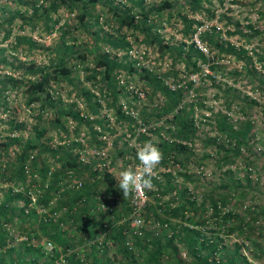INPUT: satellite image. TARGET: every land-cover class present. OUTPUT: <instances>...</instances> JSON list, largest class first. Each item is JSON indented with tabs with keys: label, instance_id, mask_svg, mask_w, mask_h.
Returning a JSON list of instances; mask_svg holds the SVG:
<instances>
[{
	"label": "rangeland",
	"instance_id": "rangeland-1",
	"mask_svg": "<svg viewBox=\"0 0 264 264\" xmlns=\"http://www.w3.org/2000/svg\"><path fill=\"white\" fill-rule=\"evenodd\" d=\"M108 1L118 3L120 7L129 6L132 13H137L135 3L130 0H97L86 14L88 20L86 26H80L76 29L77 11L69 12L64 6H61L56 13L52 14L51 20L47 23L48 26L52 27L45 28L42 16L33 17L31 22L23 19L32 14L31 4L46 6L47 0H0V56L6 58L5 63L0 62V77L2 74L9 72L19 75L20 68L17 65L19 61L24 63L34 61L43 64L54 62L57 54L56 45L60 40H63L67 46L66 48L70 50H80L84 46L95 44L97 49L101 51H118L116 59L123 56L124 48L119 49L105 44L102 40L94 38L90 30L98 32L102 38H107L110 34L116 36L122 33V38L128 40L132 45L147 46V40H144L143 33L140 31L124 25L119 28L116 27V17L108 8ZM160 1L162 0H143V4L148 7L150 4H157ZM169 1L173 3V8L152 11L157 12L155 23L157 24L159 21L161 24L158 27L159 32L169 42H178L184 38L185 42H189L183 36L184 26L177 14L180 11L187 14L188 18L199 20L198 24H191V28H193L192 39L194 34L197 35V32L209 30L211 26H215L222 38L241 46V35L227 33L225 30L233 28L226 20V16L232 20L237 19L241 23V0H221V2L219 0H202L201 8L194 9L189 6L187 0ZM207 8L213 11V16L208 14ZM40 12L39 9L36 14ZM248 23L259 29L261 33L259 37L252 39L243 37V47L250 53H257L254 56V59H256L254 61L255 68L251 72L247 71V66L243 61V125L250 123L249 131L245 135L243 132V264H264V90L260 85L261 80L264 79V62L258 58L259 55L261 56V51H264V0H243V28ZM71 26H75V29L68 34H63L61 38L62 30ZM6 29H9V31L4 37ZM22 36L31 38L34 45L30 46L26 39H22ZM60 48L64 51L63 46H60ZM207 50L209 51L205 53L206 60H199V66L194 67L199 77L198 82L190 84V87L188 83H185L193 93V96H190L189 99L190 103L196 106L192 112L195 127L193 136L189 140L191 142L188 146L189 153L185 156L177 155V183L186 187L184 194L192 203L186 204L184 207L183 217H177L176 236L161 239L152 236V232L156 228L152 225L151 220H158L159 218L158 215L154 216V206L151 205V215H148L146 211L143 213L146 217H149L145 225L144 238L139 239L140 244L135 243L134 257L121 259L122 264H124V261L126 264H202L196 261L197 259L190 253L189 247L181 238L183 227L198 230V233L194 234L196 241L211 238L217 241V248L212 255L208 256L210 262L213 258L214 262L212 264H228L230 254L237 255L238 262L236 264H241V134L240 137L231 135L233 128L241 132V59L234 56L232 52L218 53L212 47L207 48ZM62 51L59 52L62 53ZM152 51L158 53L159 58L165 55L167 60L170 58L173 62V58L170 57L168 52H161L159 49ZM68 56L65 55V57ZM66 60L68 62V59ZM175 61L177 62V78H185L182 75L187 76L188 73L193 72L190 66H184L177 59ZM91 63L92 60L88 56L84 61L79 60L77 57L76 59L72 58L69 62L72 70V77H70L75 82V78H77L79 86L78 84L73 85L71 79L60 78L57 82H53L52 88L58 90L59 95H61L59 100L55 99V101H60L59 106L67 107L78 98L83 99V95L77 94L80 86L93 87L95 84L97 86L96 90H99L100 83H94L92 79L86 78L88 72L83 69L84 64L90 65ZM16 65L17 68H15ZM124 74L125 71L119 73V75L125 77ZM140 74L142 73L135 74L132 80L129 81L134 85L143 87L145 85L140 80ZM96 77L98 78V76ZM228 89L234 91L236 95L227 96ZM4 94L3 109L0 111V142L8 140L7 136L11 132L7 124L9 118L13 117L15 120L21 121L23 128L16 131L18 133L17 139L12 144L7 147L0 145V201L3 200V194L8 187L12 190L20 188L21 191L25 192L27 187L33 184L37 185L36 183H39L41 178L45 179L42 168L44 169L47 163L49 153L43 150L40 151V160L34 166H31L32 172L37 174V177L27 176L25 173L23 182L14 179L12 164L16 153L21 149L20 139L29 138L30 142L40 146L43 144L45 147L53 140L54 147L51 148L60 147L62 150L68 151L72 150V146L69 142L66 143L63 140H66L67 136L69 138L75 136L78 129L75 125L74 129L70 127V132L68 129L66 130V125L74 122V120L71 121L69 116L64 117L63 115L61 117L62 124H56L53 108L45 106L40 110L39 102L26 104L24 101L26 95L20 87H10L8 85ZM187 94L185 92V95ZM104 98L105 107L108 108V111H106L109 114L108 117L112 119V124L118 127L117 135L121 137L120 132L124 125L120 124V117H116L114 107L110 104L111 98ZM136 102L139 116L146 119L145 104H148V98L138 99ZM38 112L41 113V116L37 115ZM206 113L208 114L205 115ZM223 115L226 116V119L232 121L230 131L220 129L215 124L216 116ZM42 128H44L43 133H38ZM37 134H40L39 137ZM117 135L115 140L119 138ZM87 136L86 139L94 144L91 139L92 136L90 134ZM168 137L170 136L168 135ZM174 138L177 139V136ZM151 141L156 144L158 138L154 137ZM119 145L123 144L116 142V146L119 147ZM116 152L113 147L109 155L113 157ZM54 154L58 156L55 159L57 165L55 166L53 178H57L62 174V157L65 156L60 151L50 155ZM55 162L52 164H55ZM119 162L121 165L124 163L121 160ZM165 165V161L162 160L158 167ZM97 187H101V185ZM40 190V193L33 195L34 201L31 200L28 205L24 206L23 202L15 201L14 207H12L14 214L17 211V214L20 211L24 212V208L29 210L33 207L37 210L32 226L28 224L22 230L16 223L17 219L14 216L8 222L3 217L0 219L1 232L6 234L5 243L0 245V264H10L13 259L17 258L19 245H17V254L13 250L5 248L16 242L19 231L21 234L29 236L31 228L38 229V224L43 221L42 215L50 210V208H46V211L38 209L40 206L45 205L38 202L42 198V194L46 192L41 187ZM52 190H54V187ZM53 195L54 191L49 193L46 199L52 198ZM221 197H223V202H221ZM211 198L217 203V214L213 213L210 204ZM117 201L119 202L118 207H121L122 204L125 206L123 195L117 196ZM49 204L48 202V207ZM227 211H230L231 214L223 218L224 213ZM170 216L176 218L175 215ZM171 224H169L170 227ZM160 231L162 229H158V232ZM39 232L43 234L41 231ZM65 235L75 237L78 235V231L76 228H69L65 231ZM80 245L81 243H76L70 247L73 248V252L75 250L80 252ZM155 247H158L157 253L154 259L149 260L148 257H150V253ZM197 247L196 255L202 256L205 254V250L199 246ZM31 254H34V252ZM88 255L89 253L86 254V260L90 264ZM122 255L123 253L119 258ZM34 256L39 259L42 257L39 255ZM76 258L78 259V257ZM52 259H46L44 264H52ZM68 263L72 264L71 262Z\"/></svg>",
	"mask_w": 264,
	"mask_h": 264
},
{
	"label": "trees",
	"instance_id": "trees-1",
	"mask_svg": "<svg viewBox=\"0 0 264 264\" xmlns=\"http://www.w3.org/2000/svg\"><path fill=\"white\" fill-rule=\"evenodd\" d=\"M97 0H47L46 6L42 5H34L32 6V14L30 16H26L23 20H29L31 22V19L35 16L39 17L42 16L44 19V27L45 28H51L52 26H48V21L51 20V16L53 13H56L59 7H65L66 10L69 12H76L77 15V25L76 29L80 26H86L88 24V20L86 18L87 12H89V9H91L96 3ZM102 1V0H101ZM133 3H135L137 7V13L139 14V18H134V13L130 11L131 7L129 6H122L120 7L118 3H112L108 1V8L111 10L113 15L116 17V27L119 28L121 26H126L133 28L134 30L140 31L143 33L144 39L148 42H154L156 41L161 49L166 50H173L175 54H177V61H180L183 63L184 66L189 67V65L192 66V69L194 70V67L196 66V61L206 60L205 54L196 46L195 42L193 40H190L189 42H185L184 40H179L177 42V45L172 46L171 43H169L167 40H164L161 42V35L156 32V30H151L150 23L146 22L148 13L151 11H160L164 8H173V3H171L169 0H162L157 4H150L148 7L144 6L143 0H130ZM201 1L202 0H187L189 6L194 8H201ZM221 2V0H219ZM28 3V2H27ZM40 9V13L36 14V12ZM208 14L210 16H213L214 13L210 9H206ZM75 14V13H74ZM180 21L183 23V36L186 37L187 40L190 39L191 33L193 32V28H191L192 23H199V20L195 18H188L187 14L178 11L177 12ZM11 17V16H10ZM226 20L231 24L233 27L232 29L226 30L227 33H238L241 35V23L236 19L232 20L228 16H226ZM1 25V23H0ZM245 28H243V37H250V39L259 37L260 36V30L254 27L251 23H248L247 25H244ZM75 29V26H71L68 28H64L62 30L63 34H68L72 32V30ZM9 29H6L4 37H6L7 32ZM92 32V35L96 39L102 40L105 44L110 45L111 47L123 49L128 45V41L124 40L123 34L121 35H109L107 38H102L98 32L94 30H90ZM249 34H248V33ZM197 37L200 42H202L205 46L212 47L214 50L218 51V53L223 52H232L234 56L241 59V46L235 45L231 41L226 40L220 36L219 30H216L215 26H211L209 30H202L197 32ZM22 39H26L30 46L34 45V41L31 38H27L22 36ZM60 46H63L64 51L60 48ZM65 42L63 40H60L56 45L57 54L55 57V61L48 64H43L39 62L29 61L27 63L19 61L18 67L20 68L19 75H14L9 73H4L0 77V111L2 108V102L4 101L5 97V91L7 89V86L10 87H20L22 88L23 93L26 95L25 97V103H32V102H39V108L40 110L47 106V108H53L54 110V122L58 125H61V117L64 115V117H70L71 120H74L76 125L82 123H87L91 121L95 122H102L98 117H95L93 120H85L79 113H78V107L76 102H71L67 107L59 106V93H56L55 89L51 88V83L57 82L58 79L63 78L70 80L73 85H80L77 78L76 82L73 78H71V67L69 65V62L72 60V58H77L81 61H84L86 57H90L92 60V63L90 66L88 64H84L83 69H85L88 72V75L86 78L92 79L95 82H99L100 85H103L106 89H108L111 93V100L110 104L114 105V102L117 100L118 96V89L116 87L115 82V74L118 72L119 69L124 70L126 72H130L131 69H133V66L129 64H125L124 62L120 60H117L116 58L109 55V52L107 51H101L97 49V47L94 45H88L87 47H83L80 50H74L66 48ZM86 48V49H85ZM59 51H62L60 53ZM69 55L68 57H65V55ZM74 54V55H73ZM257 53L255 52H249L247 49L243 47V61L245 62L247 66V71L251 72L254 66V56ZM65 57V58H64ZM260 60L264 62V51H261V56L258 57ZM68 59V62L67 60ZM0 62L5 63L6 58L3 56H0ZM17 65L15 68H17ZM132 66V67H131ZM71 76V77H70ZM98 76V78L96 77ZM149 79H146V81L153 86H158V80L154 78L153 76H148ZM260 85L262 89L264 90V79L261 80ZM163 92L166 93V104L162 108L164 112H166L172 105H174L177 101V104L181 100V89H177V92H171L166 90L165 88L161 87ZM228 95L227 96H235L236 93L234 91L228 89ZM77 94L83 95V101H84V107L87 109L89 113L92 114H98V111L100 109L99 102L95 99V97L89 92V90L84 87L80 86V90L78 89ZM58 99L55 101V99ZM196 106L190 102H184L179 108H177V115L175 117V124L177 125V143L174 142L173 145L170 144L167 141L160 142L163 147L160 149L163 152V156H166L169 152L172 151L173 148L177 149V155L185 156L189 153L188 146L186 144V141H189L191 137L193 136V130H194V123H193V115L192 112ZM116 117L122 118V115L119 113L118 109H115ZM37 115L41 116V113L38 112ZM127 117V116H125ZM216 126H218L220 129L223 128L225 130L230 131L232 129V121L226 119V116H216L215 120ZM7 124L11 131L16 132L20 131L23 126L22 122L15 120V118L11 117L7 120ZM250 129V123H246L243 125V132L244 135L249 131ZM34 131V128H33ZM44 131V128L40 129V132L38 133L42 134ZM37 133V131H35ZM234 132V133H233ZM233 132H231V135L239 136L241 132L239 130H236L233 128ZM40 134H37L39 137ZM243 135V136H244ZM7 141H1L0 145H5L6 147L14 142V140L17 139V135L15 136H7ZM184 141L185 143H183ZM96 142V141H95ZM21 143V149L16 153L15 160L12 164L13 168V174L14 179H17L19 182H23L26 167L24 165L26 164L28 166V171L32 172L31 166L35 165L38 160H40V151L48 152L49 154H53L56 151L62 152V155L65 157H62V169L63 172L64 168L70 167L73 169H79V165L76 162L77 157L75 154L69 152L70 150H62L60 147L51 148L49 146H46L41 144L36 145L32 142H30L29 138H23L20 139ZM73 144H76V142H72ZM37 147V148H36ZM36 149V152L31 155L30 158H28L29 153ZM114 149L116 152V157L120 156L122 158L123 153L126 149L123 147H117ZM129 151V150H128ZM53 152V153H52ZM122 155V156H121ZM27 161V162H26ZM166 162V161H165ZM86 166V165H85ZM41 169V168H40ZM124 168L122 167L121 163H114L111 162V167L109 170H102L101 172H98L97 170H89L91 176L98 177L94 179L92 182L88 180L83 184L82 188L77 191H69V192H63L62 198L58 199L56 202V205H62L65 204L69 208L72 206L73 203L76 202L77 199H80L79 202L76 204L79 205V207L75 210H71V212H66L64 219H72L76 223V229L78 231V235L75 237H67L65 235L64 231H61L59 229L56 230V226L54 223L49 224V228H46V226L42 223V221L38 224V230L41 231L44 235L49 237L51 240L55 241L57 244L61 245L63 248L70 247L73 244H80L84 242L85 238L88 236H92L96 229L100 226V223L98 222L97 217H100V214H93L89 209L93 206L94 200L93 196H91L92 192L96 189L98 185H101V187L106 192H111L113 194H116L117 196L123 195L122 190L118 187V179H119V173L123 171ZM42 172L44 175V169L42 168ZM164 175V183H158L159 191L165 192L169 187H172V183L170 180L169 173H163ZM185 176V174H183ZM45 176V175H44ZM186 177V176H185ZM188 177V175H187ZM43 179L40 180V186H42ZM57 178L52 177V182L45 187L44 192L42 194V198L38 200L39 203L46 204L47 202V196L49 193H51L54 187V184L56 182ZM154 183V182H153ZM177 204L174 207H171L169 210L170 215H175L176 217H183L184 210L186 204H191L192 201L189 198H186L184 192H185V186H180V184L177 183ZM43 190V191H44ZM98 190V189H97ZM147 193H151L152 195V189L146 190ZM223 197H221V202H223ZM124 205L126 206L127 198L124 199ZM15 201H21L24 203V206L28 205L30 202V198L27 194L22 193L20 190L15 191L11 188H7V190L3 194V200L0 201V219L3 217L5 221H9L14 216L17 221L16 223L20 227V229H25L26 225L32 226L34 224V220L36 218V211L33 207L27 209V211H20L19 214H14L12 212V207H14ZM210 204L213 208V213L217 214L218 210L216 207V201H214L211 198ZM123 205V204H122ZM121 205L122 208L118 207L114 212L115 215L121 216L124 213V208ZM151 206H146L145 211H150ZM22 209V208H21ZM223 218L229 216L231 213L230 211H227L224 213ZM154 216H157V214H154ZM1 222V220H0ZM122 224L119 225H112L110 228V237L113 239L114 242H116L118 245H120L121 237H122ZM182 229V236L181 238L184 240V243L187 244V246L190 249V253H192L196 261H199V263L202 264H212L214 262L213 258L210 262L208 259V256L212 255L214 250L217 248V241L213 238L209 240H195V236L198 233L197 229L193 228H187L183 227ZM2 229H0V245L5 243V236L6 234L1 232ZM20 232V231H19ZM36 233V229L31 228V231L29 232V235H34ZM134 243L140 244L139 238L134 239ZM23 245V246H22ZM21 246H19L18 255L17 258L13 259V261L10 264H44L46 260H41L34 255H31L34 249L30 244L23 243ZM205 250V254L202 256H198L195 254V251L198 250V247ZM5 249L13 250L17 254V245H11L9 247H6ZM158 247H155L151 253L150 257H148L149 260L154 259V256L157 253ZM23 252V253H22ZM90 253H94L93 250ZM25 255V256H24ZM24 256V258H22ZM89 256V255H88ZM101 259H96L93 261H90V264H99ZM67 262H71L72 264H80L79 260L74 257V255H69ZM238 262V257L235 254H230L228 257V264H236ZM101 260V264H102Z\"/></svg>",
	"mask_w": 264,
	"mask_h": 264
},
{
	"label": "built area",
	"instance_id": "built-area-1",
	"mask_svg": "<svg viewBox=\"0 0 264 264\" xmlns=\"http://www.w3.org/2000/svg\"><path fill=\"white\" fill-rule=\"evenodd\" d=\"M156 15L157 13H148L146 22L150 23L152 30L159 32L158 27L161 24L159 21L157 24L155 23V20L157 19ZM134 18H139V14L134 13ZM196 36L197 35L194 34L193 39L190 37L188 41L193 40L196 46L205 54L209 50H207L206 46L200 42ZM111 51L112 52L108 51L109 55L114 58L117 57L116 55L118 54V51ZM123 51L124 54L121 58L124 59L126 56L129 58L127 60L132 59L134 61L132 62L134 68H136L137 72L142 73L140 76H153L158 80L161 87L173 92H177V89L180 88L181 100L178 104L176 101V103L172 105L168 111L164 112L162 108L165 105V96H163L164 93L161 90H155L156 92L151 95L150 93L153 91H150L144 83L143 85L145 86L142 87L140 85H134L129 81L132 79H128V76L133 78L135 74L137 75L136 72H125V77H123L119 75V73L123 70L119 69L115 74L114 80L116 82V87L120 90H118L116 102H114V105L112 104L114 110L118 109L119 113L122 115V118H120V124L124 125V128L120 132L121 137H119L117 135L118 127H115L112 124V119L108 117L109 114L106 112L108 111V108L105 107V90L102 89L100 90L101 92L96 90L97 86L95 84L93 87L83 85L99 102L100 110L98 114L89 113L84 107L83 99L78 98L75 101L79 109L78 113L85 120H93L95 117H100L102 122L98 123L93 120L89 122V124L82 123L77 126L76 123L71 120L73 124L66 125V130L68 129L69 132L70 127H73V129L75 125L78 127L75 136L71 138L67 136V139L63 141L66 143L69 142L72 146V150H70V152L76 155V162L80 166V169L76 170L70 167L64 168L62 174L57 176V180L54 184V195L52 198L47 200L44 206H40V208H38L41 211H44L46 208H50L49 211L45 210L46 213L42 215V223L46 226V228H49L50 223L55 224L56 230L59 229L64 232L69 228H76V223L72 219H64V216L66 212H71V210H75L79 207L76 203L79 202L80 199H77L70 208L65 204L56 205L55 201L62 198L64 191L76 190L82 187L87 180L88 182H92L98 177V175L95 177L91 176L88 172L89 170H97L98 172H101L102 170H109L111 167V159L116 156V153L113 157L110 156L109 152L114 146L116 148V142L122 143L123 145H119V147L126 149L123 156L121 155L122 158H120V160L124 162L122 164L124 169L128 167L135 169L139 166L136 152L145 140H152L148 137H157L158 140H166L172 145L174 142L177 143V139L174 137H168V135L163 132V129H170V131L174 130L172 120L177 115V108H179L185 101L190 102V96H193V93L189 88H187L186 84L188 83L189 86L190 84L192 85L198 82L199 77L196 74L197 71L193 70V72L191 71V73H188L187 76L182 75V77L185 78H177L176 57L173 59V62H171L170 58L167 60L165 55L162 58H159V54L154 53L146 45L135 46L129 41ZM198 62L199 60L196 61V66H199ZM189 66L192 69V66ZM200 66H202V64H200ZM204 70L207 71L206 68H204ZM140 80L142 82V79ZM94 83L97 82L94 81ZM52 84L53 83H51V85ZM55 91L58 93V90L55 89ZM185 92L188 94L185 95ZM143 98H148V104H145L146 119H142L144 117L139 116L137 110L138 105L136 104L138 99ZM207 114L208 113L205 115ZM193 123L195 127L194 117ZM88 134L92 136L91 139L94 144L90 143L86 139ZM9 135L15 136L18 135V133L11 131L9 132ZM116 135L119 137L117 140H115ZM72 142H76V144H73ZM182 142L185 143L184 141ZM186 144L189 146L191 142L186 141ZM48 146L54 147L53 140L48 143ZM35 152L36 149L32 150L29 153L28 158H30ZM57 156V154H49L47 157V163L44 166L45 179H43L42 186H40V183H36L37 185L33 184L25 189V194L29 196L30 202L34 199L33 195L40 193V187L43 190L44 187H47L51 183L55 166L57 165L55 162ZM165 159L167 164L165 166L158 167L155 170L152 195L151 193H147L146 190L143 193L133 192L130 194L127 198L126 213L121 216L115 215L114 212L118 208L117 195L111 192H106L102 187H96L91 194L93 199L96 201L95 204H93L94 207H91L89 210L93 214H100V217H97V219L99 218L98 222L100 223V226L96 229L92 236L86 237L84 242L81 243L79 246L81 251L77 255V251L75 250L73 252L72 247L63 248L46 235L41 234L37 228L36 233L33 232L34 235L28 236L19 232L16 237V242H13V245L21 246L24 241L25 243L30 244V246L34 249L36 248V250L32 251L34 254L31 255L42 256L43 258L41 257V260L53 258L51 260L52 264H69L67 262L68 256L73 253H75L74 257H78L80 264H88L86 254L90 253L92 250L96 256L102 260L103 264H122L121 259L123 260L134 257L135 237L139 239L144 238L145 225L146 221L149 220V217H146L143 213H145V207L151 205L154 206V214H157L159 218L158 220H151L152 225L156 228V230L152 232V236H157L160 239L164 237H175L177 232V217L171 218L169 210L177 204V150L173 148L172 151L165 156ZM53 162H55V164H52ZM85 165L86 167L84 168ZM24 167H26L25 173L27 176L37 177V174L34 172L28 173V166L26 164ZM163 173H169L173 186L169 187L165 192H160L157 184L164 183ZM13 190L19 191L20 188H14ZM21 192L24 193L23 191ZM164 196L166 197L164 198ZM48 202L50 203L49 207L47 206ZM24 211H27V209L24 208ZM219 212H221V210H219ZM146 213L151 215L150 211H146ZM119 224H122L123 226L121 241H119L120 245L113 241L109 233L112 225ZM169 224H171V227ZM68 226L70 227L68 228ZM172 226L175 227L173 228ZM158 229H162V231L158 232ZM145 239L147 240V238ZM49 243L54 245L51 249H49ZM122 253L123 255L119 258ZM124 264H126L125 261Z\"/></svg>",
	"mask_w": 264,
	"mask_h": 264
},
{
	"label": "clouds",
	"instance_id": "clouds-1",
	"mask_svg": "<svg viewBox=\"0 0 264 264\" xmlns=\"http://www.w3.org/2000/svg\"><path fill=\"white\" fill-rule=\"evenodd\" d=\"M139 166L128 167L119 173L118 187L123 197L128 198L133 192L143 193L154 188L155 170L163 160V152L151 140L145 141L136 152ZM54 245L49 243V249Z\"/></svg>",
	"mask_w": 264,
	"mask_h": 264
},
{
	"label": "crops",
	"instance_id": "crops-1",
	"mask_svg": "<svg viewBox=\"0 0 264 264\" xmlns=\"http://www.w3.org/2000/svg\"><path fill=\"white\" fill-rule=\"evenodd\" d=\"M152 12V11H151ZM152 13H157V12H152ZM150 28H151V26H150ZM152 30V29H151ZM156 32H158V31H156ZM160 35H161V42L162 41H164V40H167L166 38H164L163 36H162V33H160V32H158ZM185 39V38H184ZM145 40V39H144ZM168 42H169V40H167ZM169 43H171L172 44V46H175V45H177V42H174V43H172V42H169ZM147 47H149L151 50H157V49H159L161 52H168V54L170 55V57H172L173 59L176 57V59H177V54H175L174 53V51L173 50H166V49H161L160 48V46L158 45V43L156 42V41H154V42H148L147 41ZM163 56V55H162ZM121 59V61L122 62H124L125 64H131L132 66H133V64H132V62H134L132 59H130V60H127V59H129V58H127L126 56H125V58L124 59H122V58H120ZM120 59H117V60H120ZM131 66V67H132ZM124 71V70H123ZM126 72V71H125ZM130 72H136V73H139V72H137V70H136V68H134V66H133V69H131V71ZM128 79H132V77L131 76H128ZM140 79H142V84L144 83L148 88H149V90L150 91H153L152 93H150L151 95L154 93V92H156L155 90H161L162 92H163V90H162V88H161V85L158 83V86H156V85H152V84H150V83H148L147 81H146V79H149V77L148 76H140ZM102 89H104L105 90V92H106V97L107 98H111V93H110V91L108 90V89H106L103 85H100V87H99V90H102ZM167 90V89H166ZM168 91H170V90H168ZM90 92V91H89ZM171 92H173V91H171ZM164 93V92H163ZM81 95V94H80ZM163 96H165V104H166V102H167V100H166V93H164L163 94ZM83 97V96H82ZM96 99V98H95ZM84 100V99H83ZM100 110V109H99ZM168 111V110H167ZM99 112V111H98ZM99 119L101 120V118L99 117ZM174 120H175V118L172 120V123L174 124V126H175V130L173 131H170V129H166V128H164L163 129V132H165L167 135H169L171 138H173V137H175V136H177V125L175 124V122H174ZM101 123V122H100ZM158 130V129H157ZM157 130H156V132H157ZM172 134H174L175 136H173ZM149 139H153V138H150V137H148ZM176 139V138H175ZM163 141H166V140H158L157 141V145L159 146V148H161V147H163L162 146V144L160 143V142H162L163 143ZM168 142V141H167ZM171 144V143H170ZM175 150H177V149H175ZM176 156V155H175ZM163 160L164 161H166V159H165V156H163ZM120 161V157H113V162L114 163H118ZM111 162H112V159H111ZM165 164H167V161L165 162ZM86 166H84V168H85ZM120 196V195H119ZM94 200V199H93ZM95 201L96 200H94V203L93 204H95ZM119 203V202H118ZM123 206V205H122ZM120 208H122V207H120ZM123 208H124V214L126 213V206H123ZM79 253V251L77 250V252H76V255ZM95 258L97 259L98 257L96 256V254L95 253H89V258H88V260H90V261H93V260H95ZM98 259H100V258H98ZM99 264H101V260H100V262H99ZM103 264V263H102Z\"/></svg>",
	"mask_w": 264,
	"mask_h": 264
}]
</instances>
